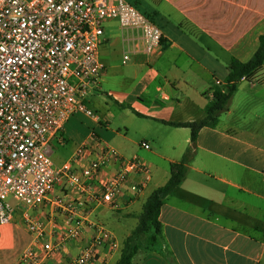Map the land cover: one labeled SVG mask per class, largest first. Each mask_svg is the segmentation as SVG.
Wrapping results in <instances>:
<instances>
[{"label": "crops", "instance_id": "crops-1", "mask_svg": "<svg viewBox=\"0 0 264 264\" xmlns=\"http://www.w3.org/2000/svg\"><path fill=\"white\" fill-rule=\"evenodd\" d=\"M134 1L162 30V52H133L124 63L125 38L132 32L116 21L106 23L100 46L106 70L87 99L96 116L70 117L50 141L57 166L83 146L88 151L79 166H87L98 143L126 158L139 156L151 166L152 179L141 193L131 190L140 181L132 177L112 207L86 212L89 223L105 225L118 243L116 249L103 246L91 264L120 259L146 200L168 182L171 165L193 147L190 128L165 122L205 119L211 92L225 86L232 61L249 62L264 35V0ZM115 25L121 34L115 33ZM142 141L151 150L140 148ZM113 171L109 166L103 172ZM154 181L157 185L146 195ZM69 192L63 184L45 205L31 210L46 225L49 241H58L69 227L65 207L57 202ZM10 202L17 211L13 222L0 224V264H28L22 258L33 237L25 209ZM160 222L157 242L142 247L132 264H264V65L239 83L218 126L199 132L185 181L166 197ZM93 235V228H87L84 238L67 243L52 264L78 256Z\"/></svg>", "mask_w": 264, "mask_h": 264}, {"label": "built area", "instance_id": "built-area-1", "mask_svg": "<svg viewBox=\"0 0 264 264\" xmlns=\"http://www.w3.org/2000/svg\"><path fill=\"white\" fill-rule=\"evenodd\" d=\"M110 21L132 32L125 38L124 63L133 52H162V30L127 0H0V224L14 221L17 207L11 199L24 207L33 237L22 258L28 264H52L89 227L93 237L78 256L62 264H91L103 246L118 248L114 234L102 224L89 223L86 212L112 207L132 177L140 178L131 186L135 194L152 179L144 159L126 158L108 145L98 143L95 158L84 167L79 166L88 151L84 146L61 166L50 153L51 138L70 117L96 116L87 99L106 70L100 46ZM139 146L151 150L146 141ZM109 166H114L113 173L104 175ZM63 184L70 192L57 202L65 207L69 227L52 242L46 225L31 210L45 205Z\"/></svg>", "mask_w": 264, "mask_h": 264}, {"label": "trees", "instance_id": "trees-1", "mask_svg": "<svg viewBox=\"0 0 264 264\" xmlns=\"http://www.w3.org/2000/svg\"><path fill=\"white\" fill-rule=\"evenodd\" d=\"M264 65V35L260 39V47L253 58L242 63L232 61L225 86L214 92V99L206 105L207 116L199 122L168 123L176 127L191 129L193 147L197 143L199 132L204 127L216 128L221 116L230 109L232 98L237 91L239 83L255 70ZM193 147L188 150L181 162L171 165V177L168 182L154 190L146 200L143 211L139 216L138 225L131 235L124 241L120 259L115 264H132L134 257L146 244L153 245L157 242L162 231L160 222L161 209L166 197L180 186L186 178L187 164L193 155ZM149 237L147 238V236Z\"/></svg>", "mask_w": 264, "mask_h": 264}, {"label": "rangeland", "instance_id": "rangeland-1", "mask_svg": "<svg viewBox=\"0 0 264 264\" xmlns=\"http://www.w3.org/2000/svg\"><path fill=\"white\" fill-rule=\"evenodd\" d=\"M129 2H130V4H136L135 3V1L134 0H129ZM138 9L142 12V10H141V8L140 7H138ZM114 30L116 31L115 33L116 34H121V32L119 31V29H118V26L117 25H115L114 26ZM112 43H117L116 41H112ZM121 45V44H120ZM116 110L113 108L112 109V112H115ZM140 147V146H139ZM157 185V181H154V182H152L150 185H149V189H148V191L146 192V195H148V193H149V190H151L152 188H154L155 186ZM132 225H134V224H132ZM131 225V226H132ZM105 226V225H104ZM106 227V226H105ZM107 228V227H106ZM108 229V228H107ZM109 230V229H108ZM110 231V230H109ZM149 237V235L147 236V238Z\"/></svg>", "mask_w": 264, "mask_h": 264}]
</instances>
